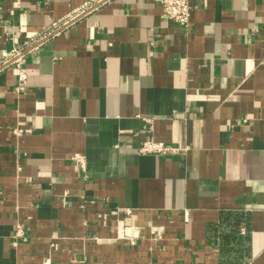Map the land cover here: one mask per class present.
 <instances>
[{
	"label": "crops",
	"instance_id": "crops-1",
	"mask_svg": "<svg viewBox=\"0 0 264 264\" xmlns=\"http://www.w3.org/2000/svg\"><path fill=\"white\" fill-rule=\"evenodd\" d=\"M191 5L0 0V264H264V0Z\"/></svg>",
	"mask_w": 264,
	"mask_h": 264
},
{
	"label": "built area",
	"instance_id": "built-area-1",
	"mask_svg": "<svg viewBox=\"0 0 264 264\" xmlns=\"http://www.w3.org/2000/svg\"><path fill=\"white\" fill-rule=\"evenodd\" d=\"M163 9V15L166 19L178 23L186 28L189 27L192 5L191 0H156ZM88 7H83L75 10L72 14L67 17L61 19L58 22H55L53 25V29L40 33L35 38L26 41L23 45H19L13 47L12 51L7 54L5 57L3 64L11 65L16 73L17 85L15 90L18 92H22L25 89V85L27 83V68L25 66V53L26 49L33 46V44L37 41H42L47 36L51 35L55 32L59 27L66 26L70 24L74 19H76L79 15L86 12ZM146 122L151 125V119L145 118ZM21 129L16 130V133H21ZM186 148L175 147L173 145L167 144L164 141H156L152 137H148L145 139L141 145L139 146V152L143 154H154V155H166L172 153H179L185 151ZM79 165L83 168L85 161L81 155H76ZM184 220L188 222L190 220V211L186 209L184 211ZM147 227L149 228L151 239L156 244L163 240L165 233V226L163 225H155L152 222L148 223ZM143 227L136 226L134 227L135 231L130 233L127 237L128 241L131 245L136 244L137 238L141 237L140 232ZM16 237L23 238L25 235L23 225L19 224L16 226L15 231Z\"/></svg>",
	"mask_w": 264,
	"mask_h": 264
}]
</instances>
